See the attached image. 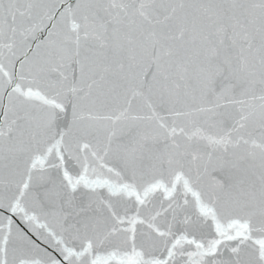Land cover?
Wrapping results in <instances>:
<instances>
[{
    "label": "snow or ice",
    "instance_id": "snow-or-ice-1",
    "mask_svg": "<svg viewBox=\"0 0 264 264\" xmlns=\"http://www.w3.org/2000/svg\"><path fill=\"white\" fill-rule=\"evenodd\" d=\"M0 264H264V0H0Z\"/></svg>",
    "mask_w": 264,
    "mask_h": 264
}]
</instances>
